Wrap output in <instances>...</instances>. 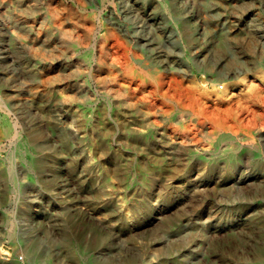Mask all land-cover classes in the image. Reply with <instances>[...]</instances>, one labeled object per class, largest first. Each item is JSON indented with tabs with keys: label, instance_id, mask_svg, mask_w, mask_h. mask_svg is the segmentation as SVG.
I'll list each match as a JSON object with an SVG mask.
<instances>
[{
	"label": "rangeland",
	"instance_id": "rangeland-1",
	"mask_svg": "<svg viewBox=\"0 0 264 264\" xmlns=\"http://www.w3.org/2000/svg\"><path fill=\"white\" fill-rule=\"evenodd\" d=\"M263 59L264 0H0V264H264Z\"/></svg>",
	"mask_w": 264,
	"mask_h": 264
},
{
	"label": "bare ground",
	"instance_id": "bare-ground-1",
	"mask_svg": "<svg viewBox=\"0 0 264 264\" xmlns=\"http://www.w3.org/2000/svg\"><path fill=\"white\" fill-rule=\"evenodd\" d=\"M54 2V1H53ZM51 9V8H50ZM64 18V17H63ZM73 18V17H72ZM59 20V19H58ZM67 21V20H66ZM78 22V21H77ZM80 24V23H79ZM61 25V24H60ZM74 34V33H73ZM262 62H264V59L262 60ZM44 75V74H43ZM46 75V74H45ZM174 84V83H173ZM107 87V86H106ZM111 89V87H110ZM113 91V90H112ZM115 91V90H114ZM1 101V100H0ZM2 105V104H1ZM110 108V107H109ZM109 115V113H108ZM5 132L7 135L9 136H14L13 134L15 133V126L13 124H11L10 122L6 121L5 123ZM124 131V135L126 137H128L129 139H131L134 143H137L140 141L141 139V135L136 132V131H133V130H129L128 127H124L123 129ZM224 139H227L226 137ZM228 154V157L230 160L234 161L236 160V154H235V151L234 150H230L229 152H227ZM120 173L124 176H127L128 173H129V168L127 166H123L121 169H120ZM188 240V239H187Z\"/></svg>",
	"mask_w": 264,
	"mask_h": 264
}]
</instances>
